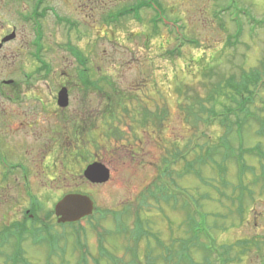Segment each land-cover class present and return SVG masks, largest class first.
Returning <instances> with one entry per match:
<instances>
[{
  "label": "rangeland",
  "instance_id": "rangeland-1",
  "mask_svg": "<svg viewBox=\"0 0 264 264\" xmlns=\"http://www.w3.org/2000/svg\"><path fill=\"white\" fill-rule=\"evenodd\" d=\"M79 1L52 0L67 17L59 21L49 14L40 19V56L51 63L53 70L47 77L36 74L40 62L34 55L35 29L19 15L23 3L2 0L0 4V34L3 28L8 34L17 28V38L0 52V141L5 146L19 141L25 148L21 158L30 169L36 203H40L35 206L36 225H43L41 221L64 194L78 192L91 196L96 206L91 220L83 219L75 226L83 233L81 243L87 248L85 264H95L96 258L101 264H113L100 252L98 233L92 224L110 234L105 245L116 256V264H132L135 260L138 262L134 264H263L264 246L240 257L242 244L238 246L237 242L255 235L264 242V156H258L256 149L264 154V88L249 105L255 114L252 121L249 116L242 117L246 123L240 130L242 138L237 137L236 129L229 134L231 157L227 154L223 165L219 158L225 156L222 151L212 162L198 167L201 179L194 170L198 171L196 165L207 157L203 148L208 138L211 146L227 130L219 121L211 125L203 122L210 108H224L208 99L210 91L224 85L225 78L241 83L245 75L263 66L264 0H105L104 16L109 13L116 17L119 11L129 16L119 17L114 23L106 20L103 26L98 13L87 16L79 11ZM98 32L103 38L97 39ZM231 36L236 38L229 44ZM73 45L87 55L86 68L93 67L87 76L94 81L102 78L103 94L89 91L84 96L74 89L69 108L57 113L58 81L64 80V72L72 74L80 69L67 48L75 49ZM105 77L113 87L104 82ZM111 102L112 115L106 108ZM21 107L25 108V117L20 116ZM144 107L151 113L167 112L160 132L155 124L145 121L146 116L141 114ZM237 117L236 113L232 115V122L237 124ZM20 121H25V130H12ZM75 123L83 128L76 131ZM115 128L123 133L121 138L108 133ZM197 132L199 145L187 159L175 161L173 173L164 175V186L159 187L162 155L171 160L176 145L184 153L199 138ZM9 151L16 157H11L13 160L20 157L19 151ZM239 157L248 166L243 174L236 160ZM93 161L109 166L108 182L92 184L84 177L83 170ZM190 161L197 163L186 171ZM2 185L0 180V201L4 202L0 205V222L8 210L16 212L19 204L29 207L32 203L28 194H19L16 183L6 188ZM184 197L195 202L192 214L198 224L205 217L220 253L206 257L200 244L205 241L202 236L199 240L194 237L195 219L189 222L191 211L182 203ZM110 211H119L118 220H113L116 217ZM56 222L55 215L44 221L53 225V233L62 235L61 241L53 245L36 243L33 236L23 242L34 264H78L81 253L73 227ZM122 223L127 227L118 228ZM136 223L142 225L144 233L132 232L140 236L133 249L129 235ZM157 241L165 248V256L157 248ZM2 250L11 253V243ZM54 251L57 254L48 258ZM187 254L191 259L185 257ZM0 264H6L1 255Z\"/></svg>",
  "mask_w": 264,
  "mask_h": 264
},
{
  "label": "flooded vegetation",
  "instance_id": "flooded-vegetation-1",
  "mask_svg": "<svg viewBox=\"0 0 264 264\" xmlns=\"http://www.w3.org/2000/svg\"><path fill=\"white\" fill-rule=\"evenodd\" d=\"M51 1L52 0H25V1L18 0V2L20 4L23 3V5L21 4L22 8H21V11L19 10V15L24 20V22H26V23L33 21L34 19L47 18L49 16V14L54 19L59 20V21L62 20L63 18H66L67 16L64 15L61 10H59L60 7ZM63 1H65L66 3L69 2V0H63ZM115 1L119 2L120 0H115ZM25 2H28V4H25ZM30 2H31V4H30ZM0 4H2V0H0ZM77 7H80L81 10H79V11H83V13H86L87 16H89V14H90V16H94V15H96V13H98L99 16L101 15V21H100L101 25L103 26L105 24V16H104L105 8H106L105 0H80L79 5H77ZM13 31L16 32L17 28L14 27ZM7 35H8V32H6L5 29L3 28L2 33L0 34V52L1 53L4 52L5 46L11 42L10 41V42H6V43L1 44L2 40ZM101 38H103V37L98 32L97 39H101ZM34 41H35V39H34ZM74 47H76V46H74ZM36 48L42 50L41 45H39V47H36ZM67 48H68V46H67ZM41 50H40V52H41ZM78 53L80 54V52H78ZM81 56H82L81 60L86 59L85 61H88V59H87L88 57L86 54H84L82 52ZM37 57H38V61L40 62L39 68H41L43 66V61L45 63L49 64V68H45L43 70L44 73L37 70L36 74H38L39 76L43 75V77H47L50 73H53L51 63L49 61H45V60L42 61L39 52H38ZM73 57H75V61L78 63L80 59H77V56H74V55H73ZM83 70H84V74H81V73L79 74V70H76V73H72V74L64 72L63 75L61 76L62 78H64V80L58 81L59 84H58V87L56 86V89H58V91H59L61 88L67 87L69 89L70 97L72 96L71 95V93H73L72 91L74 89H78V90L82 91L80 94L85 96L88 92V89L85 87V84H87L86 82L92 81L91 80L92 76L88 75L89 76L88 77L86 72L88 71V73H89L90 71H92L93 67L91 66V67L85 68ZM99 71H100V67H98V72ZM97 77H100L99 73H98ZM23 78H25V75ZM97 79L100 80L101 77L97 78ZM97 92H99V94H101V95L103 94V92H101L100 88H98ZM70 102H71V100H70ZM56 103H57V100H56ZM20 109H21L20 116L22 114L24 115L25 114V111H24L25 108L21 107ZM60 109L58 106V112L57 113H60L61 111H65L68 108H64V109L62 108L61 110ZM122 109L124 110V112L130 113L129 112L130 110L128 111V108H122ZM108 110L109 109L107 108V112H109ZM141 114H143V115L149 114V110L147 109V107L143 108ZM25 115H24V117H25ZM148 119H149V121H147ZM135 120H136V118H135ZM145 121L149 123L148 125H151L152 124V117L146 116ZM78 123H80V121ZM78 123H75L76 125L74 124V127L76 130L83 128V127H79L80 124H78ZM26 126H25V121H20L17 123L16 128L12 129V130H22L23 131V129L25 130ZM31 126L32 125L29 124L28 127L31 128ZM2 149L5 150L6 153ZM6 149H8V150H6ZM9 149L11 151L12 150L19 151L20 157H18L16 160H13L12 158L15 159L16 157H13L10 154ZM24 153H25V148L22 145V143H20L19 141H16L15 143H13L11 145L7 144V146H5L0 141V157L2 155H4L6 157V159L4 161H2L0 159V168H1L0 180L2 183H4V185H2L1 187L6 188V186L10 185L11 183L12 184L16 183L19 194H21V192H22L21 195L27 193L26 192L27 181H28V188L29 189L34 188L31 186L32 183L29 182V177H30L29 175L30 174H29V169L25 163L26 161L22 160V158H21V156ZM3 203L4 202L0 201V205ZM25 206H26V204L21 203L16 207V208H18L16 212L8 210L7 215L4 213L3 214L4 218H3V220H1L0 226L4 227V226H10V225H19L22 227L26 223V213H29L32 218H35V212L38 210V208L35 207L36 204L29 209H26ZM19 208H21V211L19 210ZM31 210H33L34 213H31ZM8 214H11L13 217L9 218ZM26 241H29V240H23L20 244V251H19L20 263L22 264V262H23V264H26L28 262L29 264H34L35 262L33 261V259L26 254V251L22 247L23 242H26Z\"/></svg>",
  "mask_w": 264,
  "mask_h": 264
},
{
  "label": "trees",
  "instance_id": "trees-1",
  "mask_svg": "<svg viewBox=\"0 0 264 264\" xmlns=\"http://www.w3.org/2000/svg\"><path fill=\"white\" fill-rule=\"evenodd\" d=\"M123 15V14H121ZM115 19V18H114ZM118 20V19H117ZM116 20V21H117ZM114 21V20H113ZM239 29L241 30V28H238V31ZM242 32V31H241ZM241 32H238L241 33ZM236 38V36H231V39L229 41V44H232L234 43L235 41H233V39ZM198 44V43H197ZM45 68H49V64L43 62V66L40 68L39 71H42L44 70ZM263 69V70H260V69ZM259 70H254L252 71L253 73L251 75H245V77L243 78L242 82L241 83H237V82H234L232 81V78H225L224 79V85L221 84V86H219V88H214L210 91L209 95H208V99L211 100V101H214V102H219L220 104L224 105V107L226 108V111H227V114L226 116H224V119H220V122H224L225 120H229L231 118L232 115H235V113L237 114V124H239L241 122V117H244L246 116V118L249 116V117H252L254 116V112H252L250 110V107L249 105L253 104V102H255V97L257 96L258 94V90H260L261 88L263 89L264 88V61H263V66L261 67ZM105 82L107 84L110 85V87L112 85V81H109L108 78H104ZM100 82L101 80H98V81H89V82H86L87 84H85V87L88 88V90H92V89H97L98 88H101L99 85H100ZM109 93H107V96L109 97V99L111 100V96L108 95ZM220 99H224L225 102H220L219 100ZM114 102H111V104H109V106H107L106 108H108L109 112H110V115H112V105H113ZM212 115H219L218 113H216V110L214 108H210L209 111L207 112V117H208V120L210 122H213V120L210 118V116ZM158 118V122L155 123L156 126H158V128L160 129L162 126V117H156ZM230 124L229 125H226V131L225 134L221 135L220 138V141L218 143H215L213 142V144L210 146V143H211V140L208 138L207 140V145L205 148V151L207 152V157L206 158H201L200 159V164L199 165H196V166H201L205 163H208L209 161L212 162L214 159V156L217 155V154H220L222 151L225 152V156L224 158L219 156L221 162L224 163L226 162V159L231 157V154L230 153V138H229V134H231L235 128H234V124L235 122H232V121H229ZM262 126L264 127V120L263 122L261 123ZM237 131V130H236ZM240 132V131H237V133ZM108 133H111L113 136H116V137H121L123 134L118 130V129H113L112 132L111 131H108ZM210 140V141H209ZM175 144H178L175 142ZM199 145V144H198ZM196 145V146H198ZM177 149L173 150L172 151V156H171V160L167 161V159H165L166 163H167V167H165L164 169V173L166 175H169L171 176V172L173 173L172 171V165L175 163V161L177 159H179L180 157H183L184 159H187V155L192 152L194 150V147H187L186 150L184 151V153H182V151H180L178 149V145H176ZM209 152L212 153V158L209 157ZM228 154V156H227ZM212 160V161H211ZM197 163V161H190L188 162V166L190 167L189 169H187L186 171L190 170V169H193L192 167L194 166V164ZM241 167L244 166L245 168H248V166L246 165H243V164H239ZM171 171V172H170ZM196 171V170H194ZM197 172V171H196ZM199 175L200 173L197 172ZM243 173V171L241 172ZM164 185L163 184H160L159 187H163ZM264 188V187H263ZM151 195L155 196L156 193L155 192H150ZM158 197V195H157ZM51 215H54V211L51 210L50 213L48 214V217L50 218ZM116 219L118 220L117 218V213L114 214ZM194 224L196 226L194 227H197V228H200L199 225L197 224V222H194ZM127 225V224H125ZM51 227H48V230H50ZM142 230V225L139 223V224H135V230L133 231H136L140 234H143L141 232ZM75 235H76V239L80 240V232L79 230H77L75 228L74 232H73ZM132 233V232H131ZM12 234L11 233H7L5 235H3L2 237H0V240L3 239V240H6L8 239ZM98 235L99 237H102V233L98 232ZM133 236H138V238L140 237L138 234H133ZM58 235H55V236H52L51 237V241L54 243V241L56 240L57 241V238ZM139 241V239L136 241L135 244H137ZM242 246L240 247V252H239V255L240 257L246 255V252L247 251H259L261 250V247L264 246V242L261 240V238H254L253 240H250V239H242L239 240V242H237V245H241ZM130 248V247H128ZM207 250H211L209 248H206ZM133 250V249H131ZM131 250H128V251H131ZM217 251V250H216ZM1 252V250H0ZM210 254H211V251H208V254L206 255V257H210ZM227 254L230 255L231 254V251H227ZM254 253H252L253 255ZM6 256V260L7 262L8 261H12V263L10 264H17L18 262V257H17V253L15 255H9L7 256L6 254H3ZM104 257H106L108 260L112 261L113 264H116V256L114 254H112L111 252H103L102 254ZM189 257L188 255H185V257ZM157 257V256H156ZM185 257H179L180 259H184ZM190 258V257H189ZM208 261V260H207ZM226 261V259H224V262ZM205 262V260H204ZM152 262H149V264H151ZM182 263L184 264V262L182 261ZM181 263V264H182ZM194 264H201V263H196V262H193ZM134 264V263H132ZM153 264V263H152ZM188 264H191V261L188 262ZM264 264V262H263Z\"/></svg>",
  "mask_w": 264,
  "mask_h": 264
},
{
  "label": "water",
  "instance_id": "water-1",
  "mask_svg": "<svg viewBox=\"0 0 264 264\" xmlns=\"http://www.w3.org/2000/svg\"><path fill=\"white\" fill-rule=\"evenodd\" d=\"M15 37V33L6 37L8 41ZM58 104L67 107L69 104L68 88L64 87L58 95ZM84 176L92 183H105L110 179V169L102 162H93L87 166ZM95 204L92 198L85 194L71 193L65 195L55 205V213L59 223L78 221L94 212Z\"/></svg>",
  "mask_w": 264,
  "mask_h": 264
}]
</instances>
